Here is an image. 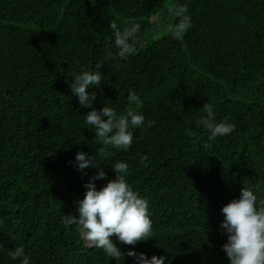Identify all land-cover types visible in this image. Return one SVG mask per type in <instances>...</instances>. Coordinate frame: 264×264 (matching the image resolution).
Segmentation results:
<instances>
[{"label":"trees","instance_id":"obj_1","mask_svg":"<svg viewBox=\"0 0 264 264\" xmlns=\"http://www.w3.org/2000/svg\"><path fill=\"white\" fill-rule=\"evenodd\" d=\"M111 23L139 25L126 58ZM99 63L93 108L124 114L128 92L141 97L131 107L146 126L126 151L95 142L84 123L92 108L70 88ZM206 104L235 125L230 135L209 141L196 127ZM81 151L108 180L127 162L129 184L149 202L150 239L120 245L119 258L64 225L98 171L77 169ZM244 186L264 201V0H0V264H20L8 254L17 245L31 264H136L129 250L165 264H229L221 209Z\"/></svg>","mask_w":264,"mask_h":264},{"label":"clouds","instance_id":"obj_2","mask_svg":"<svg viewBox=\"0 0 264 264\" xmlns=\"http://www.w3.org/2000/svg\"><path fill=\"white\" fill-rule=\"evenodd\" d=\"M110 27L114 33V45L119 50L120 58H126L135 51L133 37L139 31L138 24H131L121 29L116 23ZM111 55V53H109ZM99 63L94 70H83L75 75L70 88L79 99L80 106L92 108L84 115V123L91 126L96 134L95 142L100 145H112L118 150H128L133 144V130L143 129L145 116L131 105L139 106L141 97L134 91H129L127 101L129 107L124 114L114 108L104 106L97 110L93 108L96 92L89 89H100L103 81ZM206 115L199 117L195 124L197 128H204L209 133L207 139L230 135L235 125L227 118L216 122L214 109L206 104ZM98 162L96 155L89 156L83 151L75 157V166L81 173L86 169H98L97 174L85 185L87 189L84 198L79 200V215L65 216L66 228L77 226L85 244L89 248H101L112 258L121 255L120 245L135 246L140 241H147L152 233V220L149 202L129 184L127 174L129 165L124 161H117L111 168L116 178L108 180L105 166ZM108 180L107 184L98 189L96 181ZM264 201H258L253 188L243 187L239 198L231 200L221 209L223 221L220 227L227 234V242L222 246L228 257L229 264H264ZM116 236L118 242L111 237ZM9 256L13 261L20 260V264H31L25 249L17 245L10 249ZM125 254V253H124ZM125 255L134 258L136 264H165V257L152 256L129 250Z\"/></svg>","mask_w":264,"mask_h":264},{"label":"rangeland","instance_id":"obj_3","mask_svg":"<svg viewBox=\"0 0 264 264\" xmlns=\"http://www.w3.org/2000/svg\"><path fill=\"white\" fill-rule=\"evenodd\" d=\"M173 19H174V16L171 17L172 23L174 22ZM172 23H170V24H172ZM164 30H165V29H164ZM164 30H161L160 33L163 32ZM170 31H171V29L168 28L167 31H164V32H163V35H167L168 33H170Z\"/></svg>","mask_w":264,"mask_h":264}]
</instances>
